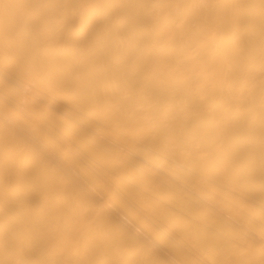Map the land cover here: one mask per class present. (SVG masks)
I'll return each mask as SVG.
<instances>
[{"label": "bare ground", "instance_id": "bare-ground-1", "mask_svg": "<svg viewBox=\"0 0 264 264\" xmlns=\"http://www.w3.org/2000/svg\"><path fill=\"white\" fill-rule=\"evenodd\" d=\"M0 264H264V0H0Z\"/></svg>", "mask_w": 264, "mask_h": 264}]
</instances>
